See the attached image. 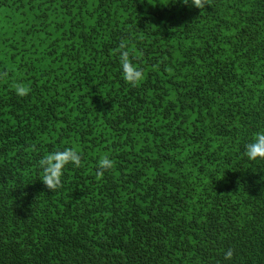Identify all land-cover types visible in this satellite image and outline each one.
<instances>
[{"label":"trees","instance_id":"obj_1","mask_svg":"<svg viewBox=\"0 0 264 264\" xmlns=\"http://www.w3.org/2000/svg\"><path fill=\"white\" fill-rule=\"evenodd\" d=\"M260 131L264 0H0V264H264Z\"/></svg>","mask_w":264,"mask_h":264},{"label":"clouds","instance_id":"obj_2","mask_svg":"<svg viewBox=\"0 0 264 264\" xmlns=\"http://www.w3.org/2000/svg\"><path fill=\"white\" fill-rule=\"evenodd\" d=\"M183 3L197 8L204 6V0H183ZM126 45V41L119 45L121 74L126 82L136 85L143 80L144 73L133 62L134 57ZM4 75L6 76V73ZM14 89L16 94L21 97L29 93V88L19 83L14 85ZM244 155L253 161L264 160V131L255 133L253 138L245 144ZM69 164H74L77 167L82 164V154L77 147H64L63 149L46 152L39 161V166L43 171V183L51 190L59 188L62 185L64 169ZM113 167L114 161L105 154L98 161L100 170L98 174L103 175L104 170ZM225 256L227 259H231L233 256L232 250L229 249Z\"/></svg>","mask_w":264,"mask_h":264}]
</instances>
